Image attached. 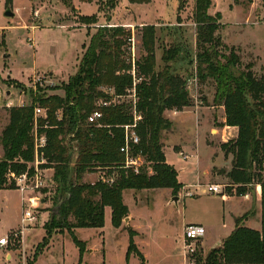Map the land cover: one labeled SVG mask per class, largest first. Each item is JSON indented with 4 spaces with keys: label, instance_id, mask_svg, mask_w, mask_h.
<instances>
[{
    "label": "trees",
    "instance_id": "1",
    "mask_svg": "<svg viewBox=\"0 0 264 264\" xmlns=\"http://www.w3.org/2000/svg\"><path fill=\"white\" fill-rule=\"evenodd\" d=\"M129 1L149 3L151 0ZM194 1L195 51L182 41H175L164 47L159 64L158 26L143 25L145 54L135 61L136 76L140 78L135 84L127 45L131 32L124 26L104 25L90 35L89 43L83 46L78 69L68 81L59 86H38L36 95L31 89V103L8 108V121L0 134L3 151L0 189L8 183L9 170L34 172L29 166L35 158L34 108L38 105L46 110L45 116L38 119L40 132L48 137L44 151L47 162L42 166L54 169L56 192L44 224L45 244L55 233L67 231L82 254L86 242L76 236L75 229L103 227L107 207L111 208L112 224L120 227L129 215L123 197L125 190L170 188L177 193L183 187L178 170L167 162L162 138L165 131L173 128L166 110H183L195 101L202 104L188 87L190 78H195L194 86L200 83L214 86L213 104L224 107V125L238 128L236 137L221 144L225 155L231 156L225 195L245 196L259 185L262 224L261 229L245 225L254 209L236 217L234 230L205 258L198 255L197 263L264 264V66L260 75L254 71L255 62L242 66L237 47L226 44L219 33L221 12L209 13L213 1ZM165 29L168 26H161V30ZM134 87V102L113 101L116 95H126ZM47 89H61L62 94L48 93ZM100 100L106 104H99ZM94 110L102 112L97 124L88 122ZM136 115L141 117L135 127L140 140L129 143L127 154L121 151L126 144L125 126L135 123ZM138 155L145 159L141 165H127L128 156ZM98 169H106L109 178L83 181L86 173ZM13 186L12 183L6 188H16ZM129 232L127 260L134 251L143 257L133 238L136 231ZM38 256L36 251L27 264H35Z\"/></svg>",
    "mask_w": 264,
    "mask_h": 264
},
{
    "label": "rangeland",
    "instance_id": "2",
    "mask_svg": "<svg viewBox=\"0 0 264 264\" xmlns=\"http://www.w3.org/2000/svg\"><path fill=\"white\" fill-rule=\"evenodd\" d=\"M212 1L209 12L215 14L219 11L224 16V19H220L222 26L219 30L224 42L237 47L242 57V66L253 61L255 73H263L264 0ZM129 2L0 0V134L9 117V107H6L5 102L12 101L14 105L31 103V89L36 95V89L33 88L36 76L49 78L55 83L54 86L68 81L78 69L84 52L83 46L89 43L90 35L101 26H124L131 32V36L135 38L136 54L133 57L128 51V55L134 65L145 54L142 45V28L145 24L155 23L158 26L159 64H162L164 47L171 46L175 41H182L186 47L195 51L194 0H151L132 10L124 6ZM77 3L82 12L77 9ZM8 7L14 11V16L5 15ZM161 26H168V29L161 30ZM189 85L191 94L199 98V101L202 100V104L195 101L191 109L182 112L176 118V123L173 122V130L163 133L162 142L167 161L179 171L178 177L187 185L194 184L190 188L187 186L188 191H196L193 196H187V191L183 188L177 193L170 188L125 190L123 197L129 215L122 220L120 227L112 224L111 208L107 207L103 227L75 229L76 236L86 242L85 252L81 254L67 231L55 233L47 244L44 243V224L55 199L54 183L25 194L27 197L37 194L41 200L36 210L37 220L24 224L23 210L29 204L23 200L20 190L6 188L12 185L7 178L8 183L0 189V234H6L10 241L4 254L0 249V264H27L36 251H39V256L35 264H182L180 237L185 223H210L198 254L201 258L221 245L217 241L233 218L227 209L241 215L248 210L246 207L249 203L240 196L227 200L226 220L225 223L221 222L224 213L221 198L227 191L229 179L226 171L231 167V156L225 155L221 144L232 137L229 132L224 136L221 132L225 125L219 122L218 115L222 114V110L218 111L220 106L212 108L214 86L201 83L194 86L190 82ZM47 92L62 94L61 89H47ZM110 92L114 90L111 89ZM134 98L129 90L126 95H116L113 101L134 102ZM99 104L105 105L106 102L100 100ZM198 106L200 113L194 110ZM173 110L166 111L171 115ZM166 111L165 115L168 117ZM175 143L180 146H173ZM181 151L187 154L186 159L180 155ZM2 155L0 145V157ZM136 160V167L145 161L141 155ZM105 170L86 173L83 181L108 179L110 175ZM46 174L51 176L50 173ZM213 183L220 184L223 192H204ZM259 188L257 185L249 193L250 210L256 209V192L259 196ZM130 229L136 231L133 238L144 256L134 251L127 260Z\"/></svg>",
    "mask_w": 264,
    "mask_h": 264
},
{
    "label": "built area",
    "instance_id": "3",
    "mask_svg": "<svg viewBox=\"0 0 264 264\" xmlns=\"http://www.w3.org/2000/svg\"><path fill=\"white\" fill-rule=\"evenodd\" d=\"M128 50L131 55L134 57L136 54L135 51V38L131 36L128 39ZM132 74L134 76L135 84L140 78L136 76V67L133 64ZM191 84L194 85L195 78H192L189 81ZM54 82L45 76H36L33 83V88L37 89L38 86H54ZM134 84V85H135ZM189 89L191 85L188 86ZM132 94L135 97V87L132 89ZM196 98V97H195ZM8 107L13 106L12 101H8L6 103ZM46 110L41 106H35L34 108V127L32 130L33 141H34V151H35V158L32 162L29 163V166L34 168V172L31 173L29 171L25 172H14L9 170L6 177L8 180L14 184V186L20 190L23 194V200L27 201L29 206L24 208L23 215H22V222L24 224H30L33 221L37 220L36 210L40 202V196L37 194L29 195L28 197L25 195L28 192H34L36 190H41L43 188L48 187L50 184L54 183L53 175L48 177L46 173H48L49 167H43L42 165L45 164L46 157L44 155L45 148L48 144V137L46 134L40 132V125L38 123L39 117L45 116ZM102 118V112L100 110H94L88 116V122L92 124L99 123L100 119ZM140 118L139 115L135 117V123L128 124L125 126V134H126V144L121 147L122 152L129 153V143H138L140 138L135 129L136 122ZM77 149L76 145L74 146ZM180 155L183 158H187V154L184 152H180ZM137 157H129L127 158V165L137 163ZM208 192L213 194H220L223 192L222 186L217 183L209 184L208 185ZM187 196H192L193 194L188 193ZM246 197L249 196V193L245 195ZM27 197V198H26ZM207 233V228L204 224L201 223H188L185 224L182 235L180 237L181 243V252L183 262L182 264H196L197 263V256L201 252L202 241ZM9 237L7 235L0 236V247L7 246L9 244Z\"/></svg>",
    "mask_w": 264,
    "mask_h": 264
},
{
    "label": "crops",
    "instance_id": "4",
    "mask_svg": "<svg viewBox=\"0 0 264 264\" xmlns=\"http://www.w3.org/2000/svg\"><path fill=\"white\" fill-rule=\"evenodd\" d=\"M142 4H144V3H130L129 2V4H125L124 6L126 7V9H127V7H129L131 10L132 9H137L136 7L137 6H140V5H142ZM77 5V9H79L80 11H81V8H78L79 6H80V4H76ZM82 12V11H81ZM210 13V12H209ZM221 14H222V18L224 19V16H223V13L221 12ZM161 22H162V19H161ZM151 23V22H150ZM151 24H155V23H151ZM146 25V24H145ZM156 25V24H155ZM157 26V25H156ZM196 44V43H195ZM232 44H234V43H232ZM231 46H234V45H231ZM83 50H84V48H83ZM82 50V51H83ZM162 56V55H161ZM157 57H158V52H157ZM8 101H6L5 102V105H6V103H7ZM220 106V105H219ZM6 107H8L7 105H6ZM215 107H218V105H214V106H212V108L213 109H215ZM195 108V107H194ZM202 108V107H201ZM188 109H191V106L190 107H185L183 110H173L172 111V114L170 115L169 114V112L168 111H166L167 112V115H168V117L170 116V119L174 122V124L176 123V118L182 113V112H184L185 110H188ZM193 109V108H192ZM196 112L198 111V113H200V111H199V106L197 107V108H195L194 109ZM222 110V116L221 115H218V117L220 118V120H219V122L220 123H224L225 122V110H224V107L223 106H220L219 107V109H218V111H221ZM203 111H205V110H203ZM202 112V111H201ZM174 128V127H173ZM173 128H172V130H173ZM222 131L221 132H223V136H224V134H226L227 132H229V134L231 135V137L232 138H234V137H236L237 136V133H238V128L236 127V126H228V125H225L224 127H222V129H221ZM173 146H180V144L179 143H175V144H173ZM231 161V160H230ZM168 162V161H167ZM168 163H170V162H168ZM170 164H172V163H170ZM179 172V171H178ZM48 173H50V174H52L53 175V173H54V169L53 168H49L48 169ZM178 179H179V181L183 184V189L184 190H186L188 193H191V194H194L193 192H191V191H188L187 189L188 188H190V186H194V184L192 183V184H188L189 185V187L187 188V183H185V182H183L181 179H180V177H178ZM187 192H186V194H187ZM204 192H208V190H204ZM199 195V194H198ZM193 196V195H192ZM181 196H177V198H180ZM236 196H230V195H225V194H223V198H221V200L223 201V203H224V213H223V216H222V220H221V222L223 221V223H225V220H226V203H227V200L228 201H230V200H232V199H234ZM240 197H243L244 199H246V202L247 203H249L248 204V207H246V208H248V210H246V211H244V213L243 214H245L246 212H248L249 210H250V206H251V204H250V195L249 196H240ZM173 198H175V197H173ZM186 198V197H185ZM256 200H257V205H256V209H254L255 210V213L253 214V215H250L246 220H245V225L246 226H248V227H251V228H254V229H261V226H262V224H261V190H260V188H259V196H258V192H256ZM244 207V206H243ZM228 210V212L229 213H231V216L233 217L231 220H230V224H229V226H228V228H227V230H225L224 231V233L223 234H221V237L218 239V241H217V244H221L222 242H223V240L234 230V228H235V218L236 217H238V216H242L243 214H241V215H236L235 213H233V212H231L230 211V209L228 208L227 209ZM231 216H230V218H231ZM251 217H253V218H251ZM249 218H251V220H249ZM234 219V220H233ZM233 221H234V223H233ZM186 224V223H185ZM185 224H184V226H185ZM209 224L210 223H208L207 225H205L206 226V228L207 227H209ZM12 230V229H11ZM4 235H6V234H0V236H4ZM5 248H6V246H4V247H0V249H2V253L4 254V250H5ZM182 262H183V258H182Z\"/></svg>",
    "mask_w": 264,
    "mask_h": 264
},
{
    "label": "water",
    "instance_id": "5",
    "mask_svg": "<svg viewBox=\"0 0 264 264\" xmlns=\"http://www.w3.org/2000/svg\"><path fill=\"white\" fill-rule=\"evenodd\" d=\"M5 15H6V16H14L15 13H14V11L11 10L10 7H8L7 10L5 11ZM9 93H10V92L8 91V94H9Z\"/></svg>",
    "mask_w": 264,
    "mask_h": 264
}]
</instances>
